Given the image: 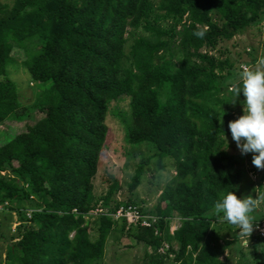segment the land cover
Returning a JSON list of instances; mask_svg holds the SVG:
<instances>
[{
  "label": "trees",
  "instance_id": "trees-1",
  "mask_svg": "<svg viewBox=\"0 0 264 264\" xmlns=\"http://www.w3.org/2000/svg\"><path fill=\"white\" fill-rule=\"evenodd\" d=\"M263 21L264 0H0V125L24 123L0 146V208L17 215L6 263L107 264L109 237L120 226L148 251L140 264H229L236 243L237 264H264L256 231L263 185L249 236L230 227L231 238H221L227 223L213 211L221 195H236L245 176L264 170L251 164V153L240 154L227 128L242 114L238 74L257 63L255 50L247 49L250 62L215 53ZM15 51L31 85L42 87L28 105L4 77L7 64L18 66ZM125 100L128 112L113 114L126 143L152 152L141 157L128 190L140 186L152 159L174 170L153 208L114 200V176L106 193L95 194L106 119ZM128 206L156 221L140 227L115 218Z\"/></svg>",
  "mask_w": 264,
  "mask_h": 264
},
{
  "label": "rangeland",
  "instance_id": "rangeland-1",
  "mask_svg": "<svg viewBox=\"0 0 264 264\" xmlns=\"http://www.w3.org/2000/svg\"><path fill=\"white\" fill-rule=\"evenodd\" d=\"M248 48L255 50V52H253L258 61L264 58V21L259 27L249 28L232 40L222 42L215 53L219 55L220 52H223L225 57L228 56L232 61L250 62V55L246 53ZM13 55L18 66L16 67L11 63L7 64L4 77L10 79L15 84L18 94L20 95L19 101L21 100L23 104L28 105L34 101L35 94L40 92L42 87L38 84L34 86L31 85L28 72L21 67L23 55L16 51ZM258 61L255 65H252L250 69L258 67ZM242 68L248 67L243 66ZM114 111L127 113L128 101L114 102L107 116L106 125L108 127V134L105 149L100 157L99 170L94 181L95 194L101 196L106 193L109 185L112 183L111 176H114L120 185V190L116 193L114 200L122 201L131 197L139 206L153 208L158 202L162 188L174 174V170L170 167L169 162L166 163L167 167L165 170H160L157 167L156 161L152 159L149 165L145 167V173L140 186L133 192H130L128 190V185L134 175L136 165L140 162L141 157L150 156L152 152L142 146H132V149L128 146L125 141L124 128L120 120L113 114ZM22 131H24L23 122L16 123L10 121L0 125V146L11 141ZM232 143L228 150L231 153H235L236 147L232 145ZM134 154L135 157L132 156ZM245 165L247 170H250L251 166L248 161L245 162ZM262 172H264V170L256 173V175L248 174L245 176L242 179L239 192H237L236 196L238 198L243 196L255 198L259 195V182L263 185L264 190V180L260 178ZM256 203L259 206L260 200H257ZM257 209L256 206L255 211L253 210L249 213L251 218L254 215L259 216V213L256 211ZM221 223H223V221H221ZM16 226L17 215L6 209L0 208V264H7L6 255L8 246L11 243L9 237L14 234ZM178 226V220L172 221L171 231L173 232ZM221 226L224 227L220 230L219 234L220 237L222 236L224 239L231 238L233 232L238 230L235 226L229 224H222ZM230 227L233 232L230 231ZM91 236L95 237L96 233L92 231ZM239 240L243 245H246L245 239L241 237ZM240 241L238 242L240 243ZM237 246L238 243L233 246V253L232 257L229 258V264H237L239 260V256L235 251ZM146 252L148 251L143 250L132 238L127 237L126 234L122 232L121 227L118 226L109 237L105 261L107 264H140ZM227 255L228 252L224 254L222 259H226ZM247 258L250 261L253 260L250 254L247 255Z\"/></svg>",
  "mask_w": 264,
  "mask_h": 264
},
{
  "label": "clouds",
  "instance_id": "clouds-1",
  "mask_svg": "<svg viewBox=\"0 0 264 264\" xmlns=\"http://www.w3.org/2000/svg\"><path fill=\"white\" fill-rule=\"evenodd\" d=\"M192 35L203 38L204 32L194 31ZM238 76L242 114L228 122V132L240 154L251 153V164L258 170L264 169V58L259 59L255 69H241ZM255 207L256 198H238L229 191L214 202L213 211L221 221L235 226L241 235L249 236L254 227L249 213Z\"/></svg>",
  "mask_w": 264,
  "mask_h": 264
},
{
  "label": "built area",
  "instance_id": "built-area-1",
  "mask_svg": "<svg viewBox=\"0 0 264 264\" xmlns=\"http://www.w3.org/2000/svg\"><path fill=\"white\" fill-rule=\"evenodd\" d=\"M102 212V209L95 210V214ZM115 218L124 219L128 226H140V227H149L151 223L156 221V218L150 216L149 214L143 213L141 208L138 206H128L120 207L116 213ZM256 231L259 236L264 237V221L256 227Z\"/></svg>",
  "mask_w": 264,
  "mask_h": 264
}]
</instances>
